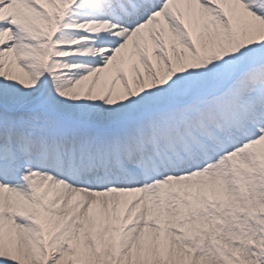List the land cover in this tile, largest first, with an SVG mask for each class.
<instances>
[{"label":"snow or ice","instance_id":"1","mask_svg":"<svg viewBox=\"0 0 264 264\" xmlns=\"http://www.w3.org/2000/svg\"><path fill=\"white\" fill-rule=\"evenodd\" d=\"M0 264H264V0H0Z\"/></svg>","mask_w":264,"mask_h":264}]
</instances>
